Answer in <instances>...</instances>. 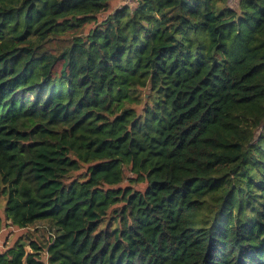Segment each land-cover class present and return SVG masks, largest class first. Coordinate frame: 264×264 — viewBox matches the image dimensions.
Returning <instances> with one entry per match:
<instances>
[{"label": "trees", "instance_id": "trees-1", "mask_svg": "<svg viewBox=\"0 0 264 264\" xmlns=\"http://www.w3.org/2000/svg\"><path fill=\"white\" fill-rule=\"evenodd\" d=\"M117 1L0 0V264H264V0Z\"/></svg>", "mask_w": 264, "mask_h": 264}, {"label": "rangeland", "instance_id": "rangeland-1", "mask_svg": "<svg viewBox=\"0 0 264 264\" xmlns=\"http://www.w3.org/2000/svg\"><path fill=\"white\" fill-rule=\"evenodd\" d=\"M133 0H118L114 3L117 7L124 5H131ZM232 6H236V0L230 1ZM6 199L0 195V253L7 251L9 248H12L15 243L20 239L26 238V234L29 232L35 233V237L38 239H44L49 232V225L45 222H40L29 229L19 230L15 227L7 225L4 221ZM27 252H30V248H26Z\"/></svg>", "mask_w": 264, "mask_h": 264}]
</instances>
